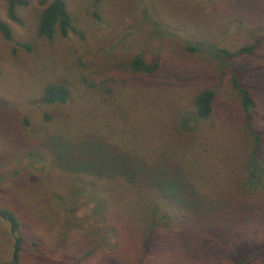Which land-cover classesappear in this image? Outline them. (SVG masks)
Instances as JSON below:
<instances>
[{
    "label": "rangeland",
    "instance_id": "rangeland-1",
    "mask_svg": "<svg viewBox=\"0 0 264 264\" xmlns=\"http://www.w3.org/2000/svg\"><path fill=\"white\" fill-rule=\"evenodd\" d=\"M25 1L15 8L16 24L0 0V20L11 31L10 42L0 35V209L19 221L18 264L131 262L129 248L115 251L93 216L94 190L79 194L66 222L78 179L127 199L122 206L130 211L149 197L166 214L167 229L187 231L192 250L209 252L188 264H236L243 240H233L242 236L257 237H246L247 249L257 247L264 239V0H62L72 31L51 39L36 34L51 0ZM249 45L250 54L230 60L214 55ZM137 55L159 62L158 72L132 74L127 65ZM232 77L253 100L246 116ZM60 83L66 102L41 104L43 88ZM203 90L214 100L199 120L192 102ZM247 122L260 138L251 169ZM163 195L192 199L184 211L160 202ZM233 220L238 230L224 240ZM11 243L0 219V264H10ZM163 253L149 262L180 264Z\"/></svg>",
    "mask_w": 264,
    "mask_h": 264
},
{
    "label": "trees",
    "instance_id": "trees-1",
    "mask_svg": "<svg viewBox=\"0 0 264 264\" xmlns=\"http://www.w3.org/2000/svg\"><path fill=\"white\" fill-rule=\"evenodd\" d=\"M96 1L97 0H95V2ZM4 2L6 18L11 22L20 24V20L17 18L15 13V8L25 6L27 2L25 0H4ZM38 4L44 5L45 0H39ZM70 31H72L71 20L62 0H51L41 9L36 26L37 36L43 37L45 39H51L54 33L57 32L60 37L65 38ZM0 35L6 42L11 41L10 28L1 20ZM17 46L24 49L26 52L30 50L29 46L24 43H17ZM253 48L254 45H249L240 47L232 52L226 50H215L214 55L215 57H219L221 61L230 60L237 56L250 54ZM185 49L189 52L196 51V49L192 46H188ZM127 67L128 70L134 75L152 76L158 72L160 69V64L159 62L145 61L143 58L137 55L129 60ZM230 82L233 89L239 94L242 112L246 116L250 113V109L254 105L253 100L249 92L244 87H242L240 83H238L236 78L232 77ZM68 96L69 92L64 84H48L43 88L39 102L45 105L64 104L68 99ZM213 100L214 93L211 90H203L195 95L192 103L195 108L194 115L196 119L205 120L210 116L212 112ZM245 126L247 127L249 136L253 142V148L249 157V166L251 169L256 167L255 160H257L258 157L257 148L260 145V138L258 133L253 130V126L249 122H247ZM248 178L254 180V175L252 174L251 170ZM136 182H142V179L139 178L135 181V183ZM96 188L97 187H95L93 183L88 181L85 182L79 179L75 185L70 188L69 195L73 203L70 205L71 208H68L67 210L64 209L67 216L66 222H69L72 219L71 216H73V212L76 209L73 204L75 203V200L79 194H82L86 190L88 191V189L90 191L94 190L95 193H92L95 200L94 211L92 212L93 216H95L96 220L103 224V226L106 228V233L113 236L116 242L115 251L119 250L121 252L129 248L131 262H117L118 260H115L116 262L113 261L115 263L112 264H154L153 262H149V259L157 256L160 253H163V251L169 256L173 257L176 261H179L180 264H188L194 259H203L205 256H207V253H209L207 252L205 246H199L198 249L192 250L190 247L191 243L188 240L189 233L187 231L184 230L185 234L183 236H179L177 235L176 228L167 229V225H169V223L166 220V214L161 213L159 211V205H156L152 200L150 201L149 197L142 198V203L139 205V208H137L138 212H134L133 209L130 211L129 209L123 208L122 205H124V203L126 204L125 200L127 199L122 201L117 197L110 198L108 196L112 195L111 192H107V196L103 191L95 190ZM67 193L68 191L66 194ZM163 193H166L164 189ZM191 199L192 198H175L168 197V195H163L160 197L159 201L176 204V208L186 211L185 201ZM145 200L148 207L144 205ZM132 214L135 218V224L133 223V226L130 227V218L128 216ZM143 217H145V221H143ZM0 219L7 224L12 241L10 264H18L23 244V239L19 233V221L11 211L6 209H0ZM220 219L226 220V218L222 216ZM233 222L234 225L228 224V226L223 227L224 230L222 233L224 235V240H229L231 238V233L238 230L235 226L237 222L234 220ZM246 237L257 238L252 236ZM246 237L242 236L239 238L240 240H233L231 238L233 242L243 240L241 242V246L237 250L236 254L233 255V259H231V261L233 263L235 262L236 264H248L249 262H252L253 264H264L263 235L261 234L260 236V239L262 240L256 239L257 247L254 246L251 249H247L248 241ZM218 238L221 240L219 236ZM218 243H211L210 248L213 249V245L215 244H218L219 246L221 241ZM115 251L113 252V255ZM165 253L161 255L162 259H164ZM112 256H106V258L103 260H106Z\"/></svg>",
    "mask_w": 264,
    "mask_h": 264
}]
</instances>
